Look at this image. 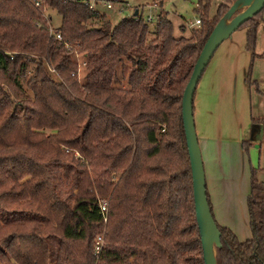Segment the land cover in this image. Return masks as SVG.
<instances>
[{
  "label": "trees",
  "instance_id": "trees-1",
  "mask_svg": "<svg viewBox=\"0 0 264 264\" xmlns=\"http://www.w3.org/2000/svg\"><path fill=\"white\" fill-rule=\"evenodd\" d=\"M90 1L0 0V264H204L181 99L235 0L213 18L199 0L200 25L178 38L167 15L151 36L139 14L113 25ZM261 13L240 27L247 51ZM254 172L251 237L215 222L216 264H264V183Z\"/></svg>",
  "mask_w": 264,
  "mask_h": 264
},
{
  "label": "rangeland",
  "instance_id": "rangeland-1",
  "mask_svg": "<svg viewBox=\"0 0 264 264\" xmlns=\"http://www.w3.org/2000/svg\"><path fill=\"white\" fill-rule=\"evenodd\" d=\"M113 2V9L106 12L107 16L111 17V22L116 25L123 18L133 16L136 9L141 13L140 16L148 22L150 27V35L156 30L158 19L161 15H167L173 24L174 37H188L192 29H188L187 25L194 23L200 19V13L197 11L199 0H111ZM223 0H210L208 6V17L213 18L217 14V9ZM53 16V27H57L61 23V18L57 13L50 12ZM259 26L257 28L255 53L260 50L261 54L264 53V9L259 18H256ZM184 26V32L180 27ZM244 28L238 29L231 39L234 41L244 40ZM244 38V39H243ZM245 57L248 61V79L243 84H239L236 92V107H231V112L235 113L241 123L235 125L233 120L229 118V127L232 135L237 139L235 149L236 153L229 152L228 167L225 172V181L227 188L216 187L217 191L214 192L216 202L223 203L222 197H227L230 200L229 212L234 214L235 219H231L229 224L232 226L230 230L240 241L250 239L251 233L248 226V211H247V198L250 193L251 174L255 171V179L259 183H264V54L260 55V59H251L250 54L245 51ZM262 57V58H261ZM78 64V77L80 82L85 81L86 62L82 56L74 58ZM251 62V63H250ZM242 82L238 79V83ZM247 86V87H246ZM249 88V91L248 89ZM201 91H196L195 101ZM203 100V96L201 95ZM232 105V104H231ZM196 106V105H195ZM199 106V105H198ZM233 115V114H232ZM204 116V115H203ZM193 117H196V115ZM197 120L200 118L197 115ZM202 120V119H201ZM205 119H203L204 121ZM254 120V122L252 121ZM195 122V120H194ZM241 144L239 145V139ZM207 191V189H206ZM209 201L210 197L208 195ZM211 202V201H210ZM227 215L226 212H221ZM213 214V211H212ZM213 218L218 224V219ZM226 220H221L225 222ZM221 224V223H219Z\"/></svg>",
  "mask_w": 264,
  "mask_h": 264
},
{
  "label": "crops",
  "instance_id": "crops-1",
  "mask_svg": "<svg viewBox=\"0 0 264 264\" xmlns=\"http://www.w3.org/2000/svg\"><path fill=\"white\" fill-rule=\"evenodd\" d=\"M112 9L113 6L111 9H107L103 5L98 6V10L102 14H106L107 11ZM135 13L140 15L141 12L136 9ZM108 18L111 19L109 16ZM243 32L245 34L244 40L234 41V39H231L234 32L228 40L217 48L196 87V91H201L203 100L201 95L198 96V100L195 101V97L193 100V115H196V117L198 115L199 118L201 116L199 121L194 117V123L201 151L207 194L210 197L213 215L221 223H218V225L228 229L232 227L229 224L231 219H235L234 214L231 215L229 212L230 200L227 197H222L223 203L221 205V202L215 201L214 192L217 191L216 187L218 186L227 188V182L224 179L228 167L226 165L228 163L227 157H229L230 151L233 154L236 153L237 139L235 136H230L232 131L229 127V118L233 120V132H235V125L238 124L240 127L241 123H238L240 121L235 114L236 109L235 113H232L231 107H236V92H239L237 90L238 85L243 84V88H245L244 81L248 79L251 73L250 71L248 74L247 68L249 67L245 51L250 54L251 59H260L259 56L264 54H261L260 50L257 51V54L255 53L258 39L255 41L253 51H247L246 29ZM239 78L242 82L238 83ZM247 89L249 91V88ZM203 119L205 120L203 121ZM252 121L254 122V120ZM238 142L240 145L241 138ZM221 212H226L227 215H223ZM221 220L226 221L221 222Z\"/></svg>",
  "mask_w": 264,
  "mask_h": 264
},
{
  "label": "water",
  "instance_id": "water-1",
  "mask_svg": "<svg viewBox=\"0 0 264 264\" xmlns=\"http://www.w3.org/2000/svg\"><path fill=\"white\" fill-rule=\"evenodd\" d=\"M263 9L264 0H235L230 5L207 37L182 94L181 120L191 172L195 220L204 264H216L215 248H219L221 244L220 233L207 201L205 173L193 117L194 95L197 84L217 48Z\"/></svg>",
  "mask_w": 264,
  "mask_h": 264
},
{
  "label": "built area",
  "instance_id": "built-area-1",
  "mask_svg": "<svg viewBox=\"0 0 264 264\" xmlns=\"http://www.w3.org/2000/svg\"><path fill=\"white\" fill-rule=\"evenodd\" d=\"M39 4H37L38 6ZM99 5H103L105 8L107 9H111L113 6V2L111 0H91L89 2V8L92 11H98V6ZM148 22H151V18H148ZM200 25V21L197 19L194 23H190L187 25L188 29H192L195 26H199ZM56 39L61 40V36L59 34L56 35ZM101 209L102 212L107 213L108 212V206L107 203H103L101 205ZM101 251V246L98 243V249H97V253H99Z\"/></svg>",
  "mask_w": 264,
  "mask_h": 264
}]
</instances>
